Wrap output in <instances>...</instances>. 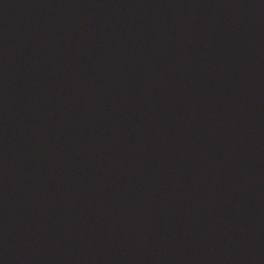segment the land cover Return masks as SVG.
Segmentation results:
<instances>
[{
	"label": "water",
	"instance_id": "water-1",
	"mask_svg": "<svg viewBox=\"0 0 264 264\" xmlns=\"http://www.w3.org/2000/svg\"><path fill=\"white\" fill-rule=\"evenodd\" d=\"M0 264H264V0H0Z\"/></svg>",
	"mask_w": 264,
	"mask_h": 264
}]
</instances>
